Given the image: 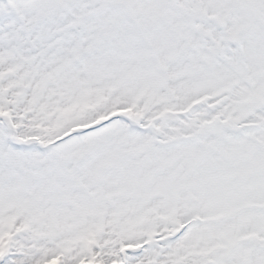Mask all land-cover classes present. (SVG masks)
<instances>
[{
  "label": "snow or ice",
  "instance_id": "1",
  "mask_svg": "<svg viewBox=\"0 0 264 264\" xmlns=\"http://www.w3.org/2000/svg\"><path fill=\"white\" fill-rule=\"evenodd\" d=\"M0 264H264V0H0Z\"/></svg>",
  "mask_w": 264,
  "mask_h": 264
}]
</instances>
